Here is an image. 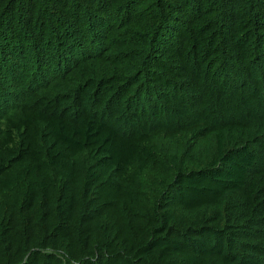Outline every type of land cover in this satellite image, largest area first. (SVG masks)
Here are the masks:
<instances>
[{
  "label": "trees",
  "instance_id": "1",
  "mask_svg": "<svg viewBox=\"0 0 264 264\" xmlns=\"http://www.w3.org/2000/svg\"><path fill=\"white\" fill-rule=\"evenodd\" d=\"M0 264H264V0H0Z\"/></svg>",
  "mask_w": 264,
  "mask_h": 264
}]
</instances>
